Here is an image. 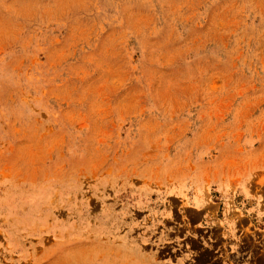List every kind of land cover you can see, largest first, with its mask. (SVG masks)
<instances>
[{"label":"rangeland","instance_id":"374dc122","mask_svg":"<svg viewBox=\"0 0 264 264\" xmlns=\"http://www.w3.org/2000/svg\"><path fill=\"white\" fill-rule=\"evenodd\" d=\"M240 229L264 264V0H0V264H214Z\"/></svg>","mask_w":264,"mask_h":264},{"label":"crops","instance_id":"0c3cea01","mask_svg":"<svg viewBox=\"0 0 264 264\" xmlns=\"http://www.w3.org/2000/svg\"><path fill=\"white\" fill-rule=\"evenodd\" d=\"M245 235L249 236L246 231H242V229L235 232L234 235L230 236V240L228 241L227 245L230 247L228 251L224 250L223 245L221 246L218 253H222V255H218L219 257L216 259V255H214L215 261L214 264H260L261 261L256 259L257 254H255V258H252V253H259L260 247H257L258 242H255L253 247L247 242V238ZM262 237V235L260 236ZM216 250V244L213 248ZM222 251V252H221ZM214 254H216L214 252ZM226 262H224V259ZM228 260V261H227ZM216 262V263H215ZM146 264H179V261H161V262H149ZM197 264V263H195Z\"/></svg>","mask_w":264,"mask_h":264}]
</instances>
